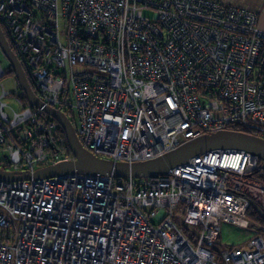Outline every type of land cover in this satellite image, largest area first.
Instances as JSON below:
<instances>
[{
    "label": "built area",
    "instance_id": "1",
    "mask_svg": "<svg viewBox=\"0 0 264 264\" xmlns=\"http://www.w3.org/2000/svg\"><path fill=\"white\" fill-rule=\"evenodd\" d=\"M0 27L43 106L68 110L78 142L99 157L151 159L234 126L264 139V31L253 10L0 0ZM0 87V164L32 172L74 159L53 117L18 86ZM263 175L259 156L215 148L147 177L0 178V264H264ZM223 221L252 234L218 247Z\"/></svg>",
    "mask_w": 264,
    "mask_h": 264
},
{
    "label": "water",
    "instance_id": "2",
    "mask_svg": "<svg viewBox=\"0 0 264 264\" xmlns=\"http://www.w3.org/2000/svg\"><path fill=\"white\" fill-rule=\"evenodd\" d=\"M0 50L7 59L17 86L23 92L29 106L42 108L45 113L53 117L61 125L69 148L74 156V159L71 160L37 167L32 172L30 170H8L0 168L1 179L29 180L30 178L39 179L66 173L110 175L115 178L129 176L147 177L164 173L175 165L186 162L194 155L215 148H235L249 151L259 156L264 164V139L257 135L238 130H219L206 133L190 138L180 143L175 148L154 158L132 163L114 162L111 159L99 157L80 145L74 127L63 111L58 108L43 106L30 86L1 27Z\"/></svg>",
    "mask_w": 264,
    "mask_h": 264
},
{
    "label": "rangeland",
    "instance_id": "3",
    "mask_svg": "<svg viewBox=\"0 0 264 264\" xmlns=\"http://www.w3.org/2000/svg\"><path fill=\"white\" fill-rule=\"evenodd\" d=\"M143 14L147 17H152L153 13L150 9H145L143 11ZM8 66H9L8 61L3 55L2 51L0 50V67L6 71ZM0 84H2L3 88L9 92H14L17 86L16 80L13 74L12 75L6 74L5 76H1ZM0 92H1V87H0ZM3 100L9 106H13V107L16 106V103L14 102L12 95L5 96ZM0 157H1V154H0ZM250 211H255V210H250ZM256 213L261 219V215L259 214L260 212L256 211ZM257 223H260V220ZM251 234L252 232L250 231L249 228L239 227L235 224L223 221L220 225V230L218 233L216 246L222 248L227 245L241 244Z\"/></svg>",
    "mask_w": 264,
    "mask_h": 264
},
{
    "label": "trees",
    "instance_id": "4",
    "mask_svg": "<svg viewBox=\"0 0 264 264\" xmlns=\"http://www.w3.org/2000/svg\"><path fill=\"white\" fill-rule=\"evenodd\" d=\"M257 64L260 68H262L263 64H264V40L262 42V47H261V50L259 52V55H258V60H257ZM6 74H10L12 75L13 72L10 68V66H8L7 70L5 71V74L3 76H5ZM64 112V114L67 116V118L69 119V121L71 122L72 126L74 127L75 126V120L74 118H71L70 117V113L68 112V110H62ZM234 130H238V131H243L242 128L240 127H236L234 126L233 127ZM0 167L2 169H8V165L7 164H0ZM253 176L256 177V174L254 173ZM260 180L264 181V175L261 176L259 178ZM246 215L250 218V220L252 221H256V222H259L260 220V223L262 222V219H260V217L258 216V214L255 212V211H250V210H247V213ZM217 243V242H216ZM235 245H238V244H234V245H227V246H235Z\"/></svg>",
    "mask_w": 264,
    "mask_h": 264
},
{
    "label": "crops",
    "instance_id": "5",
    "mask_svg": "<svg viewBox=\"0 0 264 264\" xmlns=\"http://www.w3.org/2000/svg\"><path fill=\"white\" fill-rule=\"evenodd\" d=\"M225 4L244 7L257 14V25L264 31V0H215Z\"/></svg>",
    "mask_w": 264,
    "mask_h": 264
}]
</instances>
